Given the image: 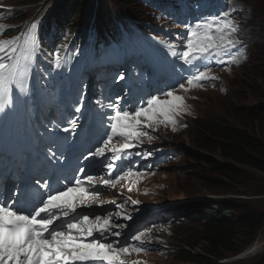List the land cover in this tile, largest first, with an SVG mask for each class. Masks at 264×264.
Instances as JSON below:
<instances>
[{
  "label": "snow or ice",
  "instance_id": "obj_1",
  "mask_svg": "<svg viewBox=\"0 0 264 264\" xmlns=\"http://www.w3.org/2000/svg\"><path fill=\"white\" fill-rule=\"evenodd\" d=\"M185 28L187 31L177 37L181 41L179 46L166 45L169 55L187 66L173 68L182 77L181 82L142 96L135 104H129L124 96L115 100L107 98V104L103 99L98 100L100 108L110 110L100 114L107 121L104 137L88 148L86 154L81 153L82 160L77 158L76 175L71 179L57 175L67 160L62 147L68 137L56 136L52 128H47L52 136L42 166L30 180H22L10 198L0 197V264H124L123 256L149 250L146 244L151 241L144 237L151 229L121 240L122 230L128 225L115 223L113 216L130 220L131 216L123 211L90 214L78 209L92 207L93 198L99 195L98 185L115 187L122 174V164L116 162L129 161L132 149L145 138L149 141L153 138L146 129H153L158 123L175 124V115L186 111L185 98L177 94L178 90L187 92L202 87L204 81L217 79L211 75L213 64L241 62L239 50L233 51L240 43L233 38L237 25L228 11L201 16ZM36 30L37 24L33 22L25 33L0 40V112L13 106L16 91L25 97L29 95V77L40 51ZM49 63L55 69L62 68L64 61L59 49ZM184 73L188 75L185 77ZM124 79L121 73L118 80ZM84 108L81 98L74 106V113L83 116ZM78 120V116L71 115L67 119H53L51 123L56 131L76 136ZM134 155L147 159L151 153L137 151ZM94 163L107 169L108 178L91 174ZM127 175L139 177L140 173L130 167ZM115 207L122 210L124 204Z\"/></svg>",
  "mask_w": 264,
  "mask_h": 264
},
{
  "label": "rangeland",
  "instance_id": "obj_2",
  "mask_svg": "<svg viewBox=\"0 0 264 264\" xmlns=\"http://www.w3.org/2000/svg\"><path fill=\"white\" fill-rule=\"evenodd\" d=\"M11 1L24 4L25 6H23V9L20 11H28L31 17H33L39 9H48L50 6L55 5L56 2V0ZM191 1L195 2L196 7L200 8V13L195 17H191V11H189L187 7H183L179 0H163L161 5L163 10H170L172 12V15L175 16V19L180 25L179 31L182 33L187 31L185 28L186 24L194 23L195 20L199 19L201 16L215 14L210 9L207 10L210 6L208 0L204 2L201 0ZM244 1L248 2L252 8L251 25L254 27L253 30H257L256 36L258 37H256V43L252 47L253 54L250 61L246 63L244 58H242V67L234 69L231 75L226 76L227 92L215 90L204 91L200 90V87H193L187 92L178 90L177 94L185 98L186 111L175 115V124L158 123L154 125L153 129L148 130V133L153 137L150 141L145 138L142 143H139L136 148L132 149L133 156L129 161L116 162L118 165L122 164V174L121 179L116 183L115 187L110 185H98L100 196L103 197L107 194H115V196L122 198L120 203L117 202L112 205V213L123 211L125 215L131 216L130 220H125L123 217L117 219L113 216V221L115 223L128 225L127 228L122 230V241L128 233L130 236L138 231L143 232L147 229H151L144 237L146 241H151V243L146 244V248L149 250L141 253L132 252L130 255L136 258L153 259L157 264H229L226 262L233 260L235 256L215 260L211 263L204 261L205 257H209L207 250L209 243L203 237L202 221L195 219L197 210L208 201L217 197H222L221 199L230 201H233L231 199H238L234 201L237 205H241L242 202L240 200H243L250 210L264 211V173L253 167L237 164L234 160L220 155L216 156L213 152L199 149L197 145L198 142L203 140L201 134L208 135V132L204 130V124H210L212 122L219 124L216 122V119L224 118V114L226 115V119L235 122L237 121V115L232 114L231 111L249 110V107L254 108L264 99V29L262 26L260 27L264 18V4L261 0ZM42 5H44V7ZM6 11L7 10L2 11V15L0 16V26L4 28L3 31L0 32L1 39L10 37L14 34L15 28L20 24L17 19L11 18L10 14ZM8 28L10 29L9 31H7ZM136 45L139 44L137 43ZM135 49L136 52L132 56V60L137 62L138 69L143 70L146 74L143 79L136 80L130 75L129 71L125 72V69L128 67L125 63L119 68V73L112 78H100L97 81L93 78L92 82H89V80L87 84H85L86 79H84L82 82L84 88H79V100L82 98L85 105V108L82 109V112H84L83 116L74 113V106L78 102L69 104L65 102L64 104H60L59 101L61 100V96L59 100H52L48 97H44V101L40 104L41 111L39 118L41 121L44 122V124H48L52 122L59 113H71L79 117L77 133L83 128L84 130H92L94 128L106 130L107 121L103 120L100 114L107 113L110 110L106 107L100 108L95 102L94 98L99 95V90H102L100 99H103L104 92L108 94L113 87V90L108 94V98L115 100L117 96H124L129 104H135L139 102L140 97L144 96L145 88H151L157 91L158 89H165L181 82L182 77L178 76L170 67V65L175 62H171L165 57H162L161 61L156 60L160 59L161 45L156 44L153 47L156 59L140 51L137 47ZM237 50H239L238 45L237 49H233V51L236 52ZM239 55L242 57L240 50ZM141 60H144L145 63H140ZM176 62H178L177 68L187 67L183 66L182 62L179 60H176ZM158 63H166V70L163 71L159 68H155L154 66ZM167 71L171 73V76H166ZM87 72L88 71L85 73ZM121 73L125 75L124 80H118V76ZM183 75L186 77L188 73H184ZM105 81L109 83V86L100 88L99 84ZM61 90L63 91V87ZM257 99L261 100L256 102L255 100ZM103 102L107 104L108 99L106 102ZM121 104H124L123 100H121ZM243 105L247 107L240 108ZM179 121L188 122L190 128L187 131L192 134H187V131L182 133L178 132L175 128H177ZM179 125L181 124H178V126ZM137 151L149 152L151 155L148 156L147 159H143L140 156L134 155ZM204 155H209L216 159L215 162L223 164L222 166L227 165L226 167L230 166L229 168L239 170V172H242V177L244 179L236 181L219 174L216 171V166L206 164L210 159L206 158ZM153 162L160 164L164 168L160 170V176H163L162 173H166L165 176L168 177L167 180L153 179V175H149L150 179L141 176L136 177L127 175L128 168L131 167L134 172L138 171L141 174L142 171L148 167V164ZM233 163H235L237 167L234 168ZM100 177L108 178L107 172ZM131 177L135 181L131 179ZM135 182L140 186L147 185L152 190L163 187L165 191L161 193L162 200H165L166 205L176 204L165 211V213L159 215L161 218L163 217L165 219L161 226H156L155 219L150 217L147 219L148 224L146 221L142 223V227H137V221L144 222L143 216L137 214L136 209L131 206L132 202L127 200L125 196V191L128 190L131 185H134ZM168 182L171 187L168 185ZM212 185H217V188L215 186L212 187ZM223 185L226 187L230 185L232 188L228 187V189ZM163 194H166L165 196L167 197H164ZM229 194H232V197L229 199L223 198L229 197ZM242 195L247 196L248 199L243 198ZM216 200L217 199H215V201ZM146 201L151 202V199L146 198ZM117 204H124V208L122 210L117 209L115 207ZM230 207H232V205H230ZM100 208L102 209V207ZM212 209L217 211L216 207H212ZM102 210L103 213L106 212V209ZM198 216H200V214H198ZM146 225L148 226L145 227ZM257 241L260 245L259 250H264V223L255 242ZM240 244L241 243L238 242L236 247ZM175 250L181 253L191 252L195 255V259L189 261L183 257L175 258L173 255ZM262 264H264V262Z\"/></svg>",
  "mask_w": 264,
  "mask_h": 264
},
{
  "label": "trees",
  "instance_id": "obj_3",
  "mask_svg": "<svg viewBox=\"0 0 264 264\" xmlns=\"http://www.w3.org/2000/svg\"><path fill=\"white\" fill-rule=\"evenodd\" d=\"M117 2L126 4V9L131 15L140 14L144 10L141 2L133 0H58L47 30L50 31L53 26L63 25L66 31L76 35L77 40L80 36L79 42L82 43L96 9L93 32L96 33L99 30L101 38L106 39L109 34L105 33L113 31V16L120 12L112 8L113 5L118 6ZM255 101L258 102L260 99ZM260 103L262 104L253 109L249 108L250 110L231 111L232 114L237 115L235 122L226 119L224 114V118L216 119L219 124L215 122L204 124L208 135H201L203 140L197 143L199 149L213 152L234 160L237 164L250 166L264 173V99ZM215 161L208 160L207 163L216 166L219 174L231 180L244 179L239 170L229 168L230 166L226 167L227 165L222 166L223 164ZM228 187L232 188L230 185ZM231 200L233 201L219 200L213 205L211 203L201 208V216L205 220L202 227L203 237L209 243L207 249L209 257H205V262L211 263L234 254L238 255L254 242L264 223V211L250 210L243 200H240L241 205L234 202L238 199ZM212 207H216L217 211ZM209 218L211 219L208 221ZM238 242L241 244L236 247ZM179 257L189 261L195 259V255L191 252H180ZM263 261L264 252L233 264H262Z\"/></svg>",
  "mask_w": 264,
  "mask_h": 264
},
{
  "label": "clouds",
  "instance_id": "obj_4",
  "mask_svg": "<svg viewBox=\"0 0 264 264\" xmlns=\"http://www.w3.org/2000/svg\"><path fill=\"white\" fill-rule=\"evenodd\" d=\"M242 1H244V0H242ZM261 1L264 4V0H261ZM183 2H185V0ZM251 13H252V11L249 10L248 19H249L250 25H251ZM263 21H264V18H263L262 23H261V26L264 29ZM251 27H252V25H251ZM252 28H254V27H252ZM237 34L240 35V37H239L240 43L241 44L242 43L245 44V47H248L251 50L253 45L256 43V40H257L256 37L255 36H250L247 32L237 33ZM249 61L250 60H246V63L249 62ZM240 67H242V63H239L238 65H235V66H232L233 70L236 69V68L239 69ZM232 72L219 73V76L221 77V81L219 83L217 82L219 84L218 87H209V88L200 87V90H204V91L215 90V91L225 92L226 93L227 90H228L226 76L231 75ZM260 104H262V103H258L256 106H259ZM242 107H246V106L243 105L240 108H242ZM249 108L253 109L252 107H249ZM178 124H181V125L178 126ZM178 124H177V128H175V129L178 132H180V133L186 132L190 128V124L188 122H186V121H179ZM204 130H205V128H204ZM186 133L187 134H192V133H190L188 131ZM204 156L206 158L210 159V160H213V161L216 160V159L212 158L209 155H204ZM216 156H218V155L216 154ZM206 164L208 165L207 162H206ZM233 166L237 167V165L235 163H233ZM205 167H207V166H205ZM161 169H164V168L160 164H156V163L153 162V163L148 164V167L142 171L140 176L144 177V178H147V179H150L149 175H153V179H156V180L165 179V180H167L168 177L165 176L166 173H162L163 176L162 175L160 176V174H161L160 170ZM131 179H133V178L131 177ZM168 185L170 186L169 182H168ZM107 186H109V185H107ZM164 191L165 190H164L163 187H159V188H157L155 190H152L147 185L140 186L136 182H135L134 185H131V187L128 190L125 191V196H126L127 200H130V201H134V200L135 201H142V203H143V205H141V206L134 207L136 209V211H137V214L140 215V216H143V220H144V222L137 221V226L138 227H142L143 226L142 223H145L147 221V219L150 218V217L154 218L155 220H159L158 224H156V226H161L164 223L165 219L163 217L161 218L159 215L165 213V211H167L169 208H171V207L176 205V204L166 205L165 200H162V196H161V193L164 192ZM165 195L163 194L164 197H167ZM213 195H222V194H213ZM229 195H230L229 197H223V198L229 199L230 197H232L231 196L232 194H229ZM242 196H243V198H247V196H245V195H242ZM146 198L152 199L151 202H147ZM221 198L222 197L215 198V199H217L216 201H215V199H212L211 201H208L205 205H209L211 203H212L211 205H213L215 202H217L219 200H224V199H221ZM96 200L101 203L102 209H106L105 213H107V212H111L112 211L111 210L112 209V205L114 203H117V202L120 203L122 198L118 197V196H115V195H112V194H107V195L103 196L102 198L96 197ZM181 200H183V199H181ZM201 208H199L197 210V214L195 215V219L201 220L202 223L204 224L205 220H203V218L201 216L202 215ZM102 209H100L99 211L100 212L103 211ZM198 214H200V216H198ZM210 219L211 218H209L207 220L209 221ZM147 224H148V221H147ZM179 253H180V251L175 250V253L173 254L175 256V258L179 257ZM169 256H172V255H169ZM232 256H234V255H232ZM179 258H181V257H179ZM122 259L124 261L125 260L126 261H131V260L140 259L143 262H145V264H157L153 259L147 260L146 258H141V257L136 258L133 255L123 256Z\"/></svg>",
  "mask_w": 264,
  "mask_h": 264
},
{
  "label": "bare ground",
  "instance_id": "obj_5",
  "mask_svg": "<svg viewBox=\"0 0 264 264\" xmlns=\"http://www.w3.org/2000/svg\"><path fill=\"white\" fill-rule=\"evenodd\" d=\"M217 5L215 6H212V10H213V12L215 13V14H218L219 12H221V11H228L229 13H230V7H229V3L226 1V0H218L217 2ZM43 7H44V5H42ZM210 7V6H209ZM43 9V8H42ZM39 10L26 24H25V26H24V28H23V30L19 33V34H17L16 36H14V37H12V38H15V37H17V36H19V35H21V34H23V33H25L26 31H27V29H28V27L31 25V23H36L37 24V33H38V28H39V24L41 23V21L42 20H44L48 15H46L45 16V11H46V8L45 9H43V10ZM257 25V24H256ZM257 27H259V26H257ZM260 27H261V25H260ZM259 30V29H258ZM257 31V30H256ZM262 32V31H261ZM169 33H171V34H173V36L171 35V37H174V36H176L177 34L175 33V31L174 30H170V32ZM156 36H154L153 38H155ZM256 37H258V36H256ZM12 38H9V39H12ZM139 38H141V37H139ZM169 38H170V36H169ZM152 39V38H151ZM164 39H168V37L167 38H164ZM148 40V39H147ZM144 42L142 43V44H140V45H126V46H119V47H117V49H121V48H128V47H130V46H136L137 48H139V49H145V48H148V46L150 47L151 45H152V43L151 42H149L150 41V39H149V41H146V39L145 40H143ZM68 61H70V60H68ZM35 69H36V64L34 63L33 64V67H32V70H31V73H30V77L29 78H34V76H35ZM99 95L97 96V97H100V95L102 94V90H99V93H98ZM145 94H146V92H145ZM147 95V94H146ZM261 100V99H260ZM249 101V100H248ZM263 102V101H262ZM260 103V102H259ZM261 105V104H260ZM247 107V106H246ZM244 110V109H243ZM157 138V137H156ZM217 138V137H216ZM76 173V172H75ZM59 176H61V175H59ZM119 190H120V188H119ZM115 195V194H114ZM83 212H86V213H90V214H96V213H98V212H100L99 210H97V209H94V208H92L91 210H89V209H85V210H83ZM100 214H103V213H100ZM176 219V218H175ZM178 223V222H177ZM235 255V254H234Z\"/></svg>",
  "mask_w": 264,
  "mask_h": 264
}]
</instances>
